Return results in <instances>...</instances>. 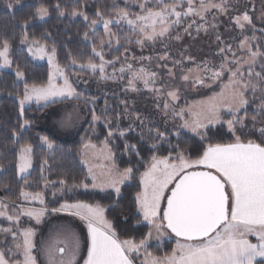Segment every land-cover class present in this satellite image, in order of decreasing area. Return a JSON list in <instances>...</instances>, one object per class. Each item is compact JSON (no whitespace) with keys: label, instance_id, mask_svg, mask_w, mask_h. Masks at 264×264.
Returning <instances> with one entry per match:
<instances>
[{"label":"snow or ice","instance_id":"snow-or-ice-1","mask_svg":"<svg viewBox=\"0 0 264 264\" xmlns=\"http://www.w3.org/2000/svg\"><path fill=\"white\" fill-rule=\"evenodd\" d=\"M20 3L21 0H6L4 7L12 10L11 15L14 16ZM123 3L124 7H121L113 0L110 9L112 14L106 16L98 8L95 11L96 18L90 19L86 12L77 7L68 12L58 0L54 6L58 17H83L90 29L84 32V40L91 42V55L87 61L78 63L69 53V63L63 67L58 61L55 42L51 46L47 43L51 33L44 32L37 38L28 31L36 18L43 20L50 15L49 7L44 4L35 7L32 19L20 23L22 31L19 45L22 47L19 51L26 53L31 58L30 62L47 61V78L40 82L33 80L30 83L27 70L22 69L19 63L13 68L15 61L11 58V53L14 37L0 36V69L11 70L10 74H14L13 84L22 85L14 92L6 93L17 105V122L11 128L7 125L0 126V135L11 142V147L8 143L3 144V157H13L8 164L0 162V172H12L18 181H22L17 199L41 205L39 208L25 207L23 203L17 205L14 200L0 198V217L11 225L0 229V236L3 237L0 240V264H39L40 248L35 239L37 229L21 227L22 217L33 219L39 225L49 213L44 193L27 190L35 183L29 181L28 177L34 167L36 147L47 150L39 165L44 188H54L57 183L60 185V188H54L53 197H56L57 192L63 195L65 192L89 188L99 189L113 197L107 206L83 200H65L58 208L50 210L53 214L67 213L78 218L83 222L86 233L82 237L70 225L65 226L70 245L67 241L64 247L45 244L43 252L47 264H80L78 257L82 259V264H264V28L256 27L248 9L237 8V14L230 19L243 37L237 44V50L242 55H237L231 45H227L219 50L220 54L223 56L227 52L231 56H224L218 66L211 65L209 61L196 64L194 58L188 56L185 59L194 63L195 67L183 70L182 60L173 61L174 68L181 67L179 79L184 85L190 84L191 88L211 89L227 76V82L221 84L219 92L180 106L178 102L182 97V86L161 81L157 87L158 73L143 66V61H151L152 57H139L141 66L138 68L127 63L125 57V63L119 70L115 68L120 62L119 56L106 59L104 49H112L114 37L117 45L115 50L119 51L123 46L118 32H114L112 28L126 25L136 38L133 41L131 36H127L125 43L134 42L143 48L147 42L155 43L169 36L171 30L185 17H199L204 23L198 24L196 31L207 32L209 25L206 13L216 9L219 13L228 14L229 0H220L219 3H213L212 0H123ZM132 7L138 8V11H132ZM215 19L213 16V20ZM101 23L103 35L98 36L96 29ZM192 23L195 24L196 21L193 20ZM191 27L192 24H189L184 32L190 34ZM210 27L216 28L217 25L212 24ZM248 31L252 35L244 34ZM257 32L260 33L259 36ZM174 38L180 40L181 36L177 33ZM219 39L220 36L217 35V40ZM127 51L125 48V52ZM168 58L167 53L158 57L160 60ZM69 67L87 72L100 81L123 79V75L128 73L125 91L139 92L137 84L142 83L145 89L155 94V107L165 118L170 115L173 120L181 121L179 125L172 126L176 129L175 133L167 128L161 131L159 128L154 130L148 127L150 138L154 133L158 140L167 141L172 135L179 138L184 134L182 130L191 133L192 138H198L202 151L195 158H192L187 149H181L179 144H170L171 150L167 156L153 155L150 167L139 174L137 186L140 190L132 198L131 215L138 217L134 227L148 229L139 239L136 236L120 239L115 224L106 216V212L121 208L122 186L135 178L138 170L135 165L121 170L113 162L99 172L88 165L85 178L71 184L67 179L48 181L44 176L45 170L51 168L47 157H55L57 150L62 148L57 140L78 134L75 124L78 106L73 105L71 111L65 110L48 129L50 134L32 133L36 118H28L30 107L35 105L37 110H42L53 105H63L67 101L83 99L85 105L91 106L90 123L95 124L102 119L96 114V97H85L77 90L78 78L74 81L67 73ZM108 67L113 68L111 74L107 72ZM117 71L120 76H117ZM167 71L169 79L175 80L174 69ZM84 83L87 84V81ZM121 103L127 113V101ZM250 110L254 114L249 117ZM53 111L59 115L57 110ZM107 111L106 100L105 112ZM145 119L147 117L142 118L139 113L134 117L142 129L145 127ZM112 124V120L105 118L108 131L100 151L108 161H114L109 147L110 138L117 134L123 138L126 133L134 130L131 124L127 128H121L117 122L115 129ZM258 124L259 128L256 127ZM216 125L227 127L231 141H213L209 133ZM257 133L258 140L242 138ZM29 134L32 140L38 141L36 146L26 139ZM140 138H145L143 131L140 132ZM205 141L208 142L205 144ZM83 147L95 149L96 145L88 142ZM150 147L155 149L158 145L154 143ZM124 149L137 156L140 154L136 144L125 142ZM82 162L88 164L86 160ZM89 178L91 184L87 182ZM3 187L6 191L10 190L9 185ZM120 217L125 221L128 219L122 212ZM166 239H175V246L170 252L155 256L148 251L153 241L161 245ZM82 247L86 249L85 256H81ZM141 250L143 259H140Z\"/></svg>","mask_w":264,"mask_h":264},{"label":"trees","instance_id":"trees-1","mask_svg":"<svg viewBox=\"0 0 264 264\" xmlns=\"http://www.w3.org/2000/svg\"><path fill=\"white\" fill-rule=\"evenodd\" d=\"M57 2L58 0H21V3L16 7L15 14L13 16L11 15L12 10H8L4 7L6 0H0V36L7 35L9 37H14L12 40L13 51L11 53V58L15 61L13 68H15L16 63H19L22 69H26L29 75L30 83L33 80L36 82L46 80L48 65L39 64L34 61L30 62L31 58L27 57L26 53L19 51V48L22 47L19 45V36L22 31L20 23L24 20H31V14L35 11V7H39L41 4L49 7L50 15L48 16V19L43 22L36 18L32 22V26L28 29V31L31 34H34L37 38H40L44 32L51 33V38L47 40V43L51 46L53 42H55L58 50V61L60 65L63 67L69 63V53H71L72 57L77 59L78 63L87 61L91 55V42L84 40V32L90 31L87 27V22L83 20V17L75 18L68 15L58 17L57 11L54 9ZM116 2L121 7H124L123 0H116ZM59 3L61 4V7L66 9L68 12H71L74 7L80 8V10L86 12L90 19L96 18L95 11L98 8L103 10L106 16L112 14L110 9L113 0H59ZM81 5H84V7L81 8ZM131 10L138 11V8L132 7ZM114 31L118 32L123 46L119 48V51L106 49V59H112L117 56L121 58L125 53V48L129 49L134 44V42L131 44L125 43V37L132 36V33L129 30L115 27ZM96 35L102 36L103 30L97 29ZM132 39H134V37ZM96 62H98V60ZM66 71L70 76L74 73V71L70 68H67ZM10 73V71H3L0 69V93H4V95H0V126L7 125L9 128L14 126L17 122V105L13 102L12 97L6 96V93L14 92L18 87H22V85L13 84L14 74ZM249 99H251V93H249ZM107 102H109L108 111L105 112L104 100L101 99L98 102L96 113L98 116H101L104 121L105 118H107L114 121L113 124H115L118 115L123 114L122 108L121 106H117L118 104L116 99H109ZM72 104H79L82 107L86 119L77 127L78 134L71 137H62L57 140V143L62 145V148L57 150L55 157L51 155L47 157L51 168L45 170L44 176L48 181L67 179L68 183L71 184L74 181L78 182L83 180L87 174L80 157L84 144L89 141L101 144L107 135L108 128L103 126V124H99L98 129L93 132L94 124L90 123V106L85 105L82 100L67 101L63 105H53L48 109L42 110H37L36 106L33 105L28 110V118H36L32 133L34 134L39 132L40 134H50L48 132V129L50 128V120L56 114L53 110H58L59 107ZM45 113H47V115H45ZM253 114L254 112L250 110L249 117ZM228 118L229 117H225V119ZM123 125L126 126L125 121L123 122ZM251 127L252 126L249 123V128ZM256 127L259 128L260 125L258 124ZM237 134L241 135V133ZM209 135L213 137V141L229 142L232 139L226 126L213 127ZM144 137V139H141L140 134L130 132L123 138H120L118 135L114 136L113 141L109 143L114 153L115 164L119 169L123 170L124 168L133 165H135L138 169L136 171L135 178L122 187L123 199L120 201L121 208L117 211L106 212L107 218L112 220L115 224L120 239H126L131 236H136V238L139 239L140 235L148 230L146 227H134L138 217L131 215V206L134 194L140 190L137 186L139 174L144 172L146 168L150 167L152 163V156H167L171 150L170 144H179L181 149H187V151L192 154V158H195L198 152L202 151L198 138H192V135L186 132H184V134H182L179 138L172 135L167 141L158 140L155 138L154 134L150 138L149 134L144 133ZM242 138L245 140H258V133L257 135L242 136ZM26 139H29V142L33 143L34 146L38 144L37 140L31 139V134L26 135ZM125 142L136 144L140 152L139 156H137L134 152L125 151ZM207 142L208 141H205L204 143L206 144ZM4 143H8L11 147V142L6 141L5 137L0 135V162L8 164L13 157L11 155H9L6 159L3 157L2 146ZM154 143L157 144L158 147L151 149L150 146ZM16 147H18V145H16ZM46 151V149L36 147L34 167L31 171V175L28 177L29 181H35L33 186L27 189L30 192H43L44 180L40 179L39 165L40 160L45 156ZM69 152L71 153L70 155ZM173 155H175V153H173ZM87 182L91 184L89 179ZM21 183L22 181H18L12 172H0V198L14 200L17 204L20 203L21 200L17 199V197ZM4 185H9L10 190L6 191L3 187ZM54 188L58 189L60 188V185L57 183ZM54 188L51 187V190L44 193L46 204L49 209L57 208L65 200H69V202L83 200L89 203H100L103 206H107L113 199V197H109L107 192L101 193L95 191H84L81 189L72 193L65 192L61 196L53 197L52 192ZM121 212L128 216L126 221L120 217ZM174 246L175 241L170 240L165 241L161 245H151L148 251L155 256H163L165 253L170 252L171 248ZM38 259L39 262H41L39 256ZM80 264H82V262H80Z\"/></svg>","mask_w":264,"mask_h":264},{"label":"rangeland","instance_id":"rangeland-1","mask_svg":"<svg viewBox=\"0 0 264 264\" xmlns=\"http://www.w3.org/2000/svg\"><path fill=\"white\" fill-rule=\"evenodd\" d=\"M167 2H172V0H167ZM212 2L219 3L220 0H212ZM229 5L230 6H229L228 14L219 13L216 9H211L208 13H206L207 24L209 25L207 32L203 30L199 32L196 31V26L198 24L204 23V21L201 20L199 17H185L182 19L181 23L178 26H176L171 30L169 36H166L161 40H157L155 43L147 42L145 47L143 48H141L139 45L134 43L128 49V51L123 54V56L120 58V62L115 65V68L117 70L120 69L121 65L125 63V57H127V61H126L127 63H132L134 67L137 68L141 66V61L139 60V57L141 56L152 57L151 61L148 60L143 61V66L148 68L150 71H155L158 73L159 81L157 83V87L160 86L161 81L165 84H175L177 86H182L181 87L182 97L178 102L180 106H184L186 103L190 104L193 101L205 99L206 97L211 96L213 92H219L221 84L227 82V76L223 78V81H221L220 84L214 85L211 89L191 88L190 84L184 85V82L179 79L180 75L182 74L181 67L176 66L174 68L173 61L182 60L183 70L195 67L194 63H190L185 59L188 56L193 57L196 64L201 63L203 61H209L211 65L218 66L221 63L224 56H229V57L231 56V53H227V52L224 53L223 56L220 54L219 50L221 48H225L227 45H231L233 51L237 52V55H242V53H240L237 50V44L239 43V40L242 39L243 37L240 34V30L236 28L232 23L230 17L237 14L236 11L237 8H240L241 10L246 8L249 10V14L253 15V19H254V23L256 24V27L258 29L264 28V22H262V17H264V0H229ZM213 16L216 17L215 20H213ZM47 19L48 17H45L43 20L39 19V21L43 22ZM193 20L196 21L195 24L192 23ZM189 24H192V27L189 29L190 34L184 32V29L187 28ZM212 24H216L217 27L216 28L210 27V25ZM114 28L115 26H113L112 28L113 31ZM120 28L129 30L126 25ZM97 29L103 30L102 23L97 26ZM177 33H179L181 36L180 40H176L174 38ZM244 34L252 35L250 31L245 32ZM217 35L220 36L219 40H217ZM257 35L259 36L260 33L257 32ZM131 37L132 38L134 37L133 41L136 38L135 35L133 34ZM115 39L116 38L114 37L113 46L112 49H110L112 51H114L115 48L117 47V45L115 44ZM106 49L109 48L105 47L104 51ZM165 53H167L169 57L167 60L158 59V57L164 56ZM133 57H136L137 59L133 60L132 59ZM34 62L39 64H47L46 60L34 61ZM165 65L167 67H165ZM69 68L74 71V73L71 75L73 77V80L76 81L78 78V83H76L77 90L81 91L85 97H89V98L96 97L95 110H97L98 102L101 99L104 100V105L106 100L116 99L118 104L117 106H121L123 114L118 115L119 119L115 121V124H112L113 129H115V125L118 122L121 128H127L131 124L134 130L130 132H136L138 134H140L141 131L148 134L147 132L148 127H151L154 130L156 128H159L161 131H165V129L167 128L170 129L173 133H175L176 129L173 128L172 126L179 125L181 123L180 120H173L170 115L169 117L165 118L162 112L156 109L155 94L145 89L142 83L137 84V87L140 89L139 92L125 91V87L127 85V80H128V73H125L123 75V79H117L115 81L114 80L100 81L96 77L90 76L89 73L80 71L78 68L75 67H69ZM167 69H174L176 73L175 80L169 79ZM1 70L11 72V70L9 69H1ZM112 71H113L112 67L107 68V72L109 74H111ZM117 76H120L119 71H117ZM85 80L87 81V84L84 83ZM122 101H127L128 104L127 113H125L124 105L121 103ZM108 103L109 102H107V104ZM73 105L78 106L77 109L78 118L75 120L76 128L79 125H81L86 119L84 110L79 104H72V105H65L59 107L57 110L59 112V115H57L56 112V114L50 120L49 127L51 128L53 126L54 121L58 120L59 116L63 115L65 110L71 111ZM137 113H139L142 118L147 117V119H145V127L143 129L140 127L139 121L134 120V117ZM185 118L187 119L189 117H185ZM123 120L126 122V126L123 125L124 122ZM99 124H103V126H105L104 119L95 122L93 132H95L98 129ZM218 126L220 125H216L214 127H218ZM130 132L126 133V135L129 134ZM113 137L110 138L109 143L113 141ZM91 143L95 144L96 148L85 149L83 147L80 156L81 162L84 160L88 161L87 165L82 162L86 171L88 170V165L93 166L94 170L99 172L102 168L111 166L113 162L115 163V161L106 160L104 156L101 154L100 150L103 147V142L101 144H96L93 142ZM112 154L114 156L113 151ZM89 180L91 181L90 178ZM129 182L130 181H127L126 184H128ZM49 190H51V187L44 188V184H43V193ZM84 191L101 192L99 191V189L93 190L91 188ZM56 196H61V194L57 192ZM21 203H23L25 207H34V208L41 207V205L38 202H24L22 200L17 205ZM50 210L51 209H49V213L43 218V222L39 225L36 224L35 220L30 219L28 217L21 218V227H34L37 229V236L35 239L37 241L38 247L40 248V252L38 256L41 262H39V264H47V259L43 252V246L45 244H51L55 247H64L66 246L65 241H67V243L70 245V240H68L67 229L65 226L70 225L71 228H73L82 237L86 233V228L84 227L83 222L80 221L78 218L71 217L67 213L53 214L51 213ZM10 226L11 225L9 224V222H7L3 217H0V229L7 228ZM0 238L1 240L3 239L2 236H0ZM156 244L157 243L153 241L151 245H156ZM85 255H86V249L82 247L81 256H85ZM140 259H143V250H141ZM78 260L82 262V259H80V257H78Z\"/></svg>","mask_w":264,"mask_h":264},{"label":"crops","instance_id":"crops-1","mask_svg":"<svg viewBox=\"0 0 264 264\" xmlns=\"http://www.w3.org/2000/svg\"><path fill=\"white\" fill-rule=\"evenodd\" d=\"M172 240H174V241H175V239H172ZM165 241H170V240H167V239H166ZM165 241H164V242H165ZM156 245H158V244H156Z\"/></svg>","mask_w":264,"mask_h":264}]
</instances>
